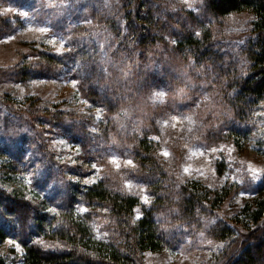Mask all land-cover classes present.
Instances as JSON below:
<instances>
[{
    "label": "rangeland",
    "instance_id": "1",
    "mask_svg": "<svg viewBox=\"0 0 264 264\" xmlns=\"http://www.w3.org/2000/svg\"><path fill=\"white\" fill-rule=\"evenodd\" d=\"M129 13L143 29H129ZM253 19L214 16L205 0H0V193L42 202L44 220L22 224L0 197V255L68 250V213L94 239L124 244L110 206L83 195L100 180L138 199L129 225L154 219L163 249L141 251L142 264H225L263 233L264 214L254 224L242 210L264 197V101L239 122L229 91L248 71ZM186 32L209 37L201 65L177 44Z\"/></svg>",
    "mask_w": 264,
    "mask_h": 264
},
{
    "label": "trees",
    "instance_id": "2",
    "mask_svg": "<svg viewBox=\"0 0 264 264\" xmlns=\"http://www.w3.org/2000/svg\"><path fill=\"white\" fill-rule=\"evenodd\" d=\"M205 3L214 16H225L242 11H248L254 15L251 36L245 46V54L249 59L248 71L237 76L229 86V91L234 93L231 96L230 105L234 109L235 119L241 122L246 119L255 105L264 101V0H205ZM133 14L127 15V26L137 32L143 27L138 22L137 15ZM155 38L152 34H147L144 40L146 44H151L156 41ZM177 39V44L182 51L192 52L198 65L203 64L204 59L210 55L209 52L202 51V48L209 43V37L201 39L192 32H186ZM239 140L236 138L235 141ZM138 146L141 153L145 154L144 161L150 165V146L143 139ZM187 191L190 196L184 200L183 206L191 213L194 206L201 200L202 193L198 192L199 189L196 186ZM228 194L229 190L222 187L216 193V201H222ZM83 195L87 201H97L110 206L112 214L121 221L122 228H128L124 240L120 242L124 244L94 239L87 226L83 222L74 220L72 214L68 213L64 216L69 223V231L67 230L66 234L71 247L68 250H48L36 243L25 244L23 254L18 260H10L0 255V264H142L141 251L163 249V240L157 232L156 223L150 213L146 212L134 222V225H129L128 220L138 205V199L135 196L113 192L101 180L87 186ZM0 197L8 202L4 206L5 209L19 216L22 224L25 225L27 221H33L37 225L44 222L42 214L39 213L42 202L40 204V201H34L33 198L25 197L14 190L1 192ZM255 205V208H251L250 204L246 205L242 212L251 217H247L251 219V223L257 224L264 214V197L258 199ZM236 224L225 226L226 231L234 234L238 230L235 228ZM217 231L221 233L220 228H217ZM69 232L72 234L70 235ZM263 245L264 232L255 235V231H251L242 240L237 253L230 256L225 264H258L259 261H261L260 264H264ZM251 250L254 252L252 253ZM226 254L225 251L224 257Z\"/></svg>",
    "mask_w": 264,
    "mask_h": 264
}]
</instances>
